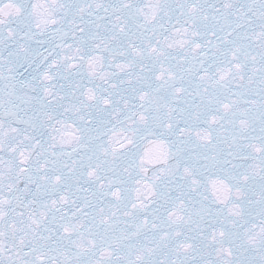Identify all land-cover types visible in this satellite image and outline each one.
I'll return each mask as SVG.
<instances>
[{"label":"snow or ice","instance_id":"snow-or-ice-1","mask_svg":"<svg viewBox=\"0 0 264 264\" xmlns=\"http://www.w3.org/2000/svg\"><path fill=\"white\" fill-rule=\"evenodd\" d=\"M0 264H264V0H0Z\"/></svg>","mask_w":264,"mask_h":264}]
</instances>
